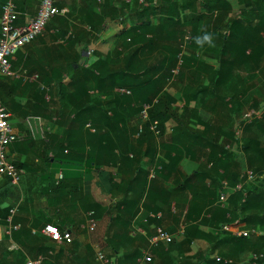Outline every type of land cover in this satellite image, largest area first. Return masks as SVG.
Returning <instances> with one entry per match:
<instances>
[{
    "label": "trees",
    "instance_id": "trees-1",
    "mask_svg": "<svg viewBox=\"0 0 264 264\" xmlns=\"http://www.w3.org/2000/svg\"><path fill=\"white\" fill-rule=\"evenodd\" d=\"M41 1L22 0L23 14L32 13L35 4L39 9ZM235 1L240 6L239 14H234L232 0H105L102 6H83L53 18L58 37L64 39V46L55 47L63 49L68 59L69 81L64 77L52 83L40 80L39 107L48 110L47 118L68 122H64L62 136L50 137L53 155L43 162L72 171L64 173L63 180L52 188L58 193L71 181L95 172L103 194L112 198L117 193L125 195L109 206L94 202L87 194L84 197L90 202L84 209L86 215L94 212L97 221L108 218L104 251L111 264H138L142 249L149 248L153 256L149 264H193V260L199 264H264V0ZM4 2L0 0V17ZM16 3L18 8L20 2ZM57 5L65 8L62 0ZM132 14L137 24L128 26L126 17ZM108 16L123 18L116 48L92 66L81 64L84 49L75 52L76 41L85 44L87 50L107 29L103 23ZM78 19L89 27L71 24ZM69 33L74 41L66 38ZM205 34L212 36V43H197V38ZM7 78L0 75L3 103ZM170 86L180 90L185 104L182 114L167 91ZM191 102H195L193 112L205 110L213 115L203 122L202 131L192 128L188 120ZM145 104H152V108L137 137ZM247 113L251 115L245 118ZM168 127L172 131L164 144L162 134ZM143 147L145 154L137 153L136 149ZM192 156L204 162L184 175V185H191L192 192L184 239L153 247V233L132 236L138 227L146 228L156 221L158 210H150L154 218L147 213L155 182L173 172L181 174L182 161ZM12 163L20 168L18 162ZM152 170L156 177L151 180ZM76 171L80 172L73 175ZM54 175L55 171L50 176L54 177L51 187L56 183ZM225 190L232 192L223 207L219 197ZM78 191L83 193L80 187ZM142 205L144 212L139 217ZM13 207L15 204L5 208L0 216L5 235L0 250L9 254L6 260L0 254V264H26L33 254L36 259L43 257L41 264H60L56 260L60 254H50L56 250L54 246L42 243L37 236V240L30 239L29 234L37 227L34 222L27 227L23 224L22 232L12 228L16 226L14 221L12 224ZM196 211L198 215L192 218L190 214ZM59 229L65 232L64 227ZM233 231H249V237L236 236ZM196 237L207 241L209 248L198 249L178 262L172 254L191 253ZM15 242L21 244L17 253L9 250ZM78 244L73 237L67 250L74 254ZM70 264H74L72 260Z\"/></svg>",
    "mask_w": 264,
    "mask_h": 264
},
{
    "label": "crops",
    "instance_id": "crops-1",
    "mask_svg": "<svg viewBox=\"0 0 264 264\" xmlns=\"http://www.w3.org/2000/svg\"><path fill=\"white\" fill-rule=\"evenodd\" d=\"M18 1L20 2V6L18 5L20 14L19 25H25L38 14L39 9L36 4H33L34 8L32 13L23 14V9L25 7L21 4L22 0ZM104 1L105 0H62V2L65 3V8L68 10V13L71 11L75 12V9L79 10L83 6H102ZM140 2L142 3L141 0ZM232 2L234 14H239L240 6L235 0H232ZM126 19L128 26L137 24V18L133 14L132 17L127 15ZM53 20L49 22L45 31L36 40L25 46L16 54L12 61L14 75L6 76L8 77L6 79L8 83L2 89L4 103L10 114L9 122L18 136L17 141L8 148V159L10 162L19 163L17 165L20 166V168H18L22 171V178L20 183L15 185L7 177L0 175V216L4 213L5 208H8L11 204H15V207L12 208V210H14L12 224L14 221V224L19 227V231L22 232L23 224L27 227L30 226V223L34 222L37 227H35L33 233L29 234L30 239H36L37 236L42 243L45 241L46 244L54 246L56 250L54 253L50 252V254L53 256L60 254L59 258L56 259L60 264H70L71 260L74 264H104L102 261L98 260V252L101 251L105 255L104 238L108 218L98 220L96 230L90 232L87 225L89 218L86 219V217L89 216V212L86 215L84 210L90 202H85L84 197L85 194H87L91 196L94 202L102 206H109L122 201L125 195H123V193H117L115 198H112L107 194H103L98 182L99 177L95 172L91 177L89 176L88 178L85 177L83 179L71 181V184L68 185L64 191L58 193L52 190V188L59 182V174L72 173V171L69 168L63 169L57 165L48 166L43 162L45 158L53 155L52 148L54 144L51 143V141L53 137L62 136V134L65 133L66 127L64 122H68L64 119L47 118L48 110H42L39 107V103L41 105L42 102L41 94L43 86V83L40 84V80H46L52 83L63 77L65 79L67 77L66 73H68V64L66 63L68 59H65L63 49L59 51L58 48L55 47L64 44V39L58 37V26L55 20ZM122 20L123 18L112 19V16H108L106 22L103 23L107 26V29L98 34V39L92 42L87 50L85 49V44L82 43L80 45L79 42L76 41L77 46L74 47L75 52L84 49L81 56V64L92 66L99 57L105 58L111 54L117 45V34L122 28V26H120ZM74 23L80 28L89 27L80 19H78L77 22L72 20L71 24L74 25ZM69 36L71 40L74 41V37L71 33H69L66 38ZM66 52V54H68L72 51ZM65 81L68 82V78H66ZM35 84L40 85L36 87ZM167 91L176 99L175 107L178 109V112L182 114L185 104L182 102L180 90L175 86H170ZM194 108L195 102H191V112L188 120L192 128L202 131L204 129L203 122L209 121L210 118H213V115L210 116L205 110L200 111V113L193 112V110H195ZM38 113H40V115L44 114V116H40ZM199 116H201V120ZM219 120L221 119L219 118ZM166 130L168 131L162 134L161 139L164 144L169 141L168 137L172 129L168 127ZM50 137H52V140ZM221 141L223 140L220 139V143H222ZM145 150V147L136 149L137 153L141 155L145 154ZM179 150L182 149L179 148ZM200 150L202 149L198 147V152L201 155L203 151ZM201 162L204 161L201 159L196 160L194 156L185 157L182 161V166H179V172H182L181 174L175 175L176 173L173 172L171 175L168 174L166 179L155 182L152 195H150L148 202H146L148 206L147 213H150V216L153 218L154 215H152L150 210H158L156 221H152L146 228L138 227V230L132 232V236H135L136 233L139 232L141 234H147V231L155 235L159 230H163L171 234L176 240L180 241L184 239L187 234V227L189 226L186 224V217L191 213L189 212V202L192 199V192L190 191L191 185H184V177L196 170ZM54 171L56 183L51 187L54 177L51 179L50 176ZM116 171L117 169L113 170V172ZM79 172L80 171H76L73 175ZM72 176H70L71 179H73ZM225 186H227V183H225ZM79 187L83 189V193L78 191ZM70 190L71 192H68ZM231 192V190L222 192L227 196V200L224 203L220 202L219 197V202L223 207L227 204L228 196ZM143 208L142 205L139 217L142 215V212H144ZM128 210H131V208L128 207ZM197 215L198 211L194 212V214H190L192 218ZM46 224L64 227L65 231L71 232L73 237L79 242L77 251L71 254L67 250L71 248L70 245L53 242L50 237L44 235L42 230ZM223 228L224 230L231 231L229 226H224ZM182 231L183 233H181ZM211 232L215 233V230L213 229ZM4 237V229L0 225V242L3 241ZM18 239L23 241L24 237H19ZM161 243L169 244L167 242ZM18 248H21V244L19 245V243L15 242L9 245V250L11 252L17 253V251H19L17 250ZM208 248L209 243L207 241L196 237V239H192L191 253L187 251L183 253H173L172 256L177 258L178 262H182L186 257L193 255L198 249L206 250ZM148 252H151L150 248L148 250L142 249L141 258ZM0 254L3 259L9 257V254L4 250H0ZM15 256L16 254L14 257ZM35 257V254H33L28 257V260H34L36 259ZM42 259L43 257L40 256L36 260ZM192 263L199 264L196 260H193ZM108 264H111V262ZM201 264L206 263L203 262Z\"/></svg>",
    "mask_w": 264,
    "mask_h": 264
},
{
    "label": "built area",
    "instance_id": "built-area-1",
    "mask_svg": "<svg viewBox=\"0 0 264 264\" xmlns=\"http://www.w3.org/2000/svg\"><path fill=\"white\" fill-rule=\"evenodd\" d=\"M4 5L2 8V15L0 17V75L3 76H13L12 70V60H14L16 54L23 49L28 44L36 40L46 29L49 22L57 17L64 16L68 12L66 8L60 9L57 5L58 0H42L41 6L39 8L38 14L32 18L25 25H19L18 21L20 19V14L17 8V0H4ZM144 2V0H141ZM177 73V70L174 72ZM121 92L129 91L120 90ZM157 101L155 100L154 103ZM152 108V104H145L143 111L141 113L142 119L139 126V132L137 137L142 133L144 123L149 116V111ZM10 114L3 103L0 96V175L9 178L13 184L18 185L22 178V171L12 162L8 160V146L15 141H17L18 136L15 133L13 126L9 122ZM153 129L160 135V131L157 130V126ZM249 179L253 178V173L248 172ZM264 176V175H263ZM156 177V171L152 170L150 173V179ZM63 175L60 173L58 180L60 181ZM242 186L239 185L238 189ZM227 200L225 193H221L220 202L224 203ZM14 215V210L11 211ZM11 218L8 221L11 223ZM97 220L94 218V212L89 213V219L87 225L90 232H94L97 228ZM14 230L19 229L18 226H13ZM42 233L50 239L58 243L71 244L73 242V235L69 231L61 232L59 227L54 224H46L42 230ZM183 233V231L181 232ZM236 236L248 237V231H234ZM174 237L163 231L159 230L157 234L150 238V245L155 247L161 242L171 243ZM257 258V255H253ZM153 256L151 252L145 254L143 258L138 261V264H149L152 262ZM98 260L102 261L104 264H108L109 261L106 259L105 255L100 251L98 252ZM26 264H41V260H27Z\"/></svg>",
    "mask_w": 264,
    "mask_h": 264
},
{
    "label": "clouds",
    "instance_id": "clouds-1",
    "mask_svg": "<svg viewBox=\"0 0 264 264\" xmlns=\"http://www.w3.org/2000/svg\"><path fill=\"white\" fill-rule=\"evenodd\" d=\"M204 42L211 44L212 43V36L205 34L202 38H197V43L203 44Z\"/></svg>",
    "mask_w": 264,
    "mask_h": 264
},
{
    "label": "rangeland",
    "instance_id": "rangeland-1",
    "mask_svg": "<svg viewBox=\"0 0 264 264\" xmlns=\"http://www.w3.org/2000/svg\"><path fill=\"white\" fill-rule=\"evenodd\" d=\"M54 21V20H53ZM254 94V93H253ZM251 113V112H250ZM250 113H247L244 117L245 118H248L251 114Z\"/></svg>",
    "mask_w": 264,
    "mask_h": 264
}]
</instances>
